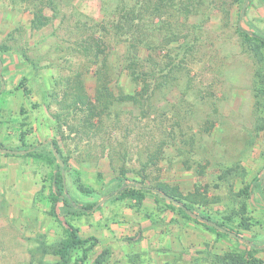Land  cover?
Masks as SVG:
<instances>
[{
  "label": "rangeland",
  "instance_id": "374dc122",
  "mask_svg": "<svg viewBox=\"0 0 264 264\" xmlns=\"http://www.w3.org/2000/svg\"><path fill=\"white\" fill-rule=\"evenodd\" d=\"M122 17L132 19L125 28ZM240 27L264 36V0H0V142L37 148L0 152V264H57L67 218L98 239L69 264H218L250 246L264 260V48ZM105 58L108 99L96 76ZM121 91L139 101L121 102ZM53 147L71 196L97 203L90 214L51 213ZM123 174L168 184L253 245L155 190L140 205L119 199Z\"/></svg>",
  "mask_w": 264,
  "mask_h": 264
},
{
  "label": "trees",
  "instance_id": "16d2710c",
  "mask_svg": "<svg viewBox=\"0 0 264 264\" xmlns=\"http://www.w3.org/2000/svg\"><path fill=\"white\" fill-rule=\"evenodd\" d=\"M132 21L131 18L129 17H122L121 20L118 22V26L125 28V26H128V24ZM240 30L243 32V34L246 36V38L249 41L254 42V50L260 54L263 55L262 49L264 48V36L245 30L240 27ZM145 33L143 32L144 38H138V40L142 41L144 43L145 41ZM129 34V32H128ZM130 38H134L132 35ZM130 44H133V42H130ZM140 46H138L139 48ZM136 53L131 52L130 49H128V58L129 60V65H133L135 62L136 58ZM140 57H137L136 59L138 60ZM111 73V66L109 63V58H105L104 64L101 68H99L96 72L97 76V89L99 93V97H103L105 99H108V97L111 94V87L109 86L108 79L107 77ZM2 74L0 73V82H2ZM137 81L139 82L140 80L137 78ZM144 83V92H147L148 90V83L147 80L144 78L143 80ZM25 91L26 93H29V89L26 87ZM78 90L75 93V98L76 100H82L84 98V90L82 86H77L76 87ZM259 96H261L264 99V86L259 90ZM121 102H138L139 98L136 94H126L123 91L120 92V95L118 97ZM53 146V145H52ZM4 147V145L0 142V148ZM54 148V147H53ZM53 148L51 152L53 153ZM61 155V159L64 162V165L61 164V162L56 158L54 154L55 160L58 161L57 164V169L52 175V193L50 195V202H51V213L57 217L60 218L59 212L60 210L66 209L68 212V215H73V216H78V215H86L90 214L96 207L97 203H87L83 204L80 201H77L75 198H73L70 194V192L67 189L66 185V175L65 172H67L68 169V162L67 159H65L62 156L61 150L58 149ZM37 154V148L36 150L29 151L26 153V156H34ZM120 185L116 189V193H118L119 199H126V198H131L136 201L137 204H142L145 199L147 198L148 194L152 191H157L159 195L161 193H164L166 195H170L174 200L169 201L170 205H175L174 203H177L176 201H179V198L181 195H179V192L176 189L171 188L168 184L163 183V182H158L156 184H147L145 180L138 181L136 179H129L126 178V175L123 174L120 177ZM84 191H87V188L82 187ZM244 193L248 195V197H251L252 195V187H247L245 190H243ZM194 206L192 204L184 203V206L179 207V209L184 212L186 211L187 214L189 211L193 210ZM207 218L206 216H203ZM209 220L213 221L211 217H208ZM216 222L219 226L229 230V231H234V229L225 224L224 222ZM65 223V228H66V238L62 240V242L59 244L58 248L55 250L56 254L60 257V261L57 264H69L71 261L72 253L76 249H80L82 251V257L80 259V263L85 262L88 258L89 252L93 250L96 247V242H98L97 237H91V238H83L79 234V229L78 227L70 220L66 219L64 221ZM203 225H205L207 228L210 230L216 231L219 235H227L229 234L228 232L222 231L219 228L210 225L209 223L202 222ZM250 222L249 219L242 216L241 220L238 223V226L240 228L244 229H250ZM235 233L238 234V231ZM256 250L255 247H249V250L241 253V252H228L225 255L222 256H217L216 262L219 264H264V260L257 258L254 256L253 251ZM102 260L100 258L97 259V263H101Z\"/></svg>",
  "mask_w": 264,
  "mask_h": 264
},
{
  "label": "water",
  "instance_id": "95a60500",
  "mask_svg": "<svg viewBox=\"0 0 264 264\" xmlns=\"http://www.w3.org/2000/svg\"><path fill=\"white\" fill-rule=\"evenodd\" d=\"M52 145L54 146L53 143H52ZM32 150H33V149H18V150H15V149L7 148V147H2V148H0V152H1V153H4V154H11V153H15V154H26V153H28L29 151H32ZM53 152H54L56 158L61 162V164L64 165V162H63V160L61 159V155H60L59 150H58L56 147H54V148H53ZM262 177H264V175H263ZM161 196H163V197H165V198H167V199H169V200H174L171 196L166 195V194H164V193H161ZM176 202H177L178 204H180L181 206H184L183 203H181V202H179V201H176ZM189 212H190L191 214H193V215H194L196 218H198L199 220H202L203 222L209 223L210 225H213V226L219 228L220 230L225 231V232H228L229 234L233 235L234 237H237V238H239V239H241V240H243V241L248 242L250 245H253V242L248 241L247 239H245L244 237H242L241 235H239V234H237V233H235V232H233V231H229V230H227V229H225V228L219 226L216 222L211 221V220H209L208 218H205V217H203L202 215L196 214V213H194V212H192V211H189ZM261 248H264V245H262Z\"/></svg>",
  "mask_w": 264,
  "mask_h": 264
}]
</instances>
